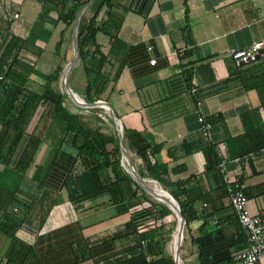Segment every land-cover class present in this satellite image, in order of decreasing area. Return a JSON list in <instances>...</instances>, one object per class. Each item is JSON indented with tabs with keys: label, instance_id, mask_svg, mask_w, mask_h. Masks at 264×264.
Returning a JSON list of instances; mask_svg holds the SVG:
<instances>
[{
	"label": "crops",
	"instance_id": "crops-1",
	"mask_svg": "<svg viewBox=\"0 0 264 264\" xmlns=\"http://www.w3.org/2000/svg\"><path fill=\"white\" fill-rule=\"evenodd\" d=\"M81 1L80 20L100 0ZM72 3L0 0V56L11 41L0 61L9 84L0 85V264H51V255L56 264L73 262L79 243L127 222L135 210L136 237L145 238V248L136 245L135 254L109 264H171L168 257L174 264H228L247 245L229 184H243L250 214L264 211V57L236 66L228 51L264 37V0H113L119 21L114 38L99 37L103 58H77L74 65L77 16L73 24L63 20ZM57 63L62 72L48 80ZM96 99L112 108L128 148L160 144L155 158L168 167L162 178L181 181L194 194L198 216L184 220L175 252L179 213L151 192L172 195L145 174L137 157L145 199L112 202L91 192L87 172L98 160L109 161L117 137L102 110L87 107ZM59 100L77 115L85 148L71 144L69 135L62 139ZM196 110L211 122L209 140ZM16 189L29 200L27 212L4 207ZM150 204L170 212L151 214ZM132 241L121 237L89 250L103 256ZM240 264H264V257Z\"/></svg>",
	"mask_w": 264,
	"mask_h": 264
},
{
	"label": "trees",
	"instance_id": "trees-1",
	"mask_svg": "<svg viewBox=\"0 0 264 264\" xmlns=\"http://www.w3.org/2000/svg\"><path fill=\"white\" fill-rule=\"evenodd\" d=\"M71 8L63 14V20L66 24H73L78 10L80 7L85 3V1L81 0H72ZM113 0H100L96 6L95 10L89 17H82L80 20L79 30H78V58L81 61H85L90 56L93 55H100L103 58L102 52V43L99 42L100 35H105L107 39L111 40L114 38V34L112 31L117 26V21H119L113 12L111 11ZM12 39V38H11ZM11 41L6 45L4 51L0 56V61L5 55L7 49L9 48ZM60 42H58L56 47V53H59ZM1 66V65H0ZM85 70L88 72V68L85 67ZM62 72V68L58 67V63L56 65L54 74L48 77V80L56 79L58 73ZM4 79L0 80V85L8 87L9 84L7 82V73H4ZM21 86V84L19 85ZM89 87V85L87 86ZM29 98L26 97V100ZM95 100L91 101L93 103ZM57 107V110H61L65 117V131L62 136V139L66 136H70V143L73 145H77V147L85 148L82 144L80 146L79 142L81 137V128L78 123V117L75 113H71L68 110L64 109L61 105V100L54 103ZM111 122L112 120L108 118ZM15 127V126H14ZM114 143L112 149L108 152L109 153V161L98 160V162L93 165L89 171L87 172V179L90 184L91 192L95 195H107L108 200L115 202H126L130 200H134L136 203V196H142L144 199L146 198L145 191L143 188L138 184L136 179L132 177L120 164L121 158V150L119 144L117 142V137H113ZM161 148L160 144L154 145L152 147H147L146 149H136L130 148L135 157L139 159V161L144 164L145 174L149 177L158 181V183L166 189L172 197L175 199L179 206V210L181 215L183 216L184 220L187 222L192 218L198 216L197 209L195 206V197L188 189L183 186L181 181H165L162 178V171L168 170L167 165L164 163L157 162L155 158V153H157ZM138 176L141 178V174L138 172ZM20 192L19 189L8 193L6 195L8 202L4 207H10L13 211L18 210V207H21V210L27 212L30 208L29 200L27 197H20L17 194ZM71 194V193H70ZM3 207V206H2ZM128 207V206H127ZM126 207V209H128ZM148 212L155 213L156 215H163L165 213L170 212L167 207H158L155 210L152 204H150V208ZM151 213V214H152ZM127 222L115 226L114 228L108 229L102 233L95 234L92 239H86L85 242H81V246L77 249V254L75 256V261L66 262L62 264H86L91 261V264H109L112 261L120 259L127 254L132 255L136 253V245L137 248H140L139 237L136 234L138 233V226L136 223V210ZM132 237L131 244H125L119 250L112 251L110 253H105L103 256L101 255H94L90 253L89 248H94L100 246L103 243L114 241L115 239L121 237ZM137 240V243H136ZM85 245V249H84ZM86 253V254H85ZM86 255V256H85ZM51 264H56V261L53 259L51 255L48 259ZM171 261V264H174L171 257H168V260ZM66 262V263H65Z\"/></svg>",
	"mask_w": 264,
	"mask_h": 264
},
{
	"label": "built area",
	"instance_id": "built-area-1",
	"mask_svg": "<svg viewBox=\"0 0 264 264\" xmlns=\"http://www.w3.org/2000/svg\"><path fill=\"white\" fill-rule=\"evenodd\" d=\"M18 14L19 13L17 12L14 14V16L17 17ZM185 50L186 47H183L180 50V55H183ZM228 52L236 66L256 61L259 57H264V37L262 39L255 40L250 45L242 48H229ZM3 79L4 75L0 67V80ZM191 90L196 93L195 86H191ZM196 103L197 105H199L201 103V100L197 99ZM86 105H93V107L103 106L105 112L113 122L115 132L118 137V144L121 150L120 164L132 177L136 179V163L134 162L135 155L130 148H125L123 146V127L119 122V119L114 115L112 108L106 101L101 99H96L93 103H89ZM196 111L197 120L199 122V127L202 135L205 139L209 140L211 135V122L206 120L204 115H202L198 110ZM236 159L237 158H235V160ZM226 163L227 159H222L219 164L220 168L224 171L223 174L225 177L228 173L226 172ZM243 187L244 186L240 181L236 179L232 181V183L229 184V201L235 211L237 221L246 235L247 245L241 251L232 254L228 264L254 263L261 257H264V211H260L259 213L254 215L249 213L247 208V195L244 192ZM175 234L173 235V241H171L174 252L177 250L179 244H177L176 242ZM181 239L182 236L180 238V241ZM139 245L142 250L145 248V238L139 239ZM145 259L149 260L150 257L145 256Z\"/></svg>",
	"mask_w": 264,
	"mask_h": 264
},
{
	"label": "water",
	"instance_id": "water-1",
	"mask_svg": "<svg viewBox=\"0 0 264 264\" xmlns=\"http://www.w3.org/2000/svg\"><path fill=\"white\" fill-rule=\"evenodd\" d=\"M83 8L81 9V12H82ZM80 17H81V14L79 13L78 16H77V20H76V25H75V32H74V59L71 63V65H74L77 58H78V50H77V45H78V30H79V22H80ZM70 70V66L69 68L67 69V71L65 72V79H67V72ZM67 91L70 93V95L73 96V94L71 93L69 87H67ZM75 99V97H74ZM75 101L78 103L77 99H75ZM165 200L167 199V197L165 196L164 197ZM167 201L170 203V205H172V207H175L179 213V216H180V233H181V236H182V227H183V223H184V219H183V216L181 215L180 213V210H179V206L177 205V203L175 202V200L173 199V197H170L169 199H167ZM180 244V242H179ZM179 244H178V247H179ZM177 247V248H178Z\"/></svg>",
	"mask_w": 264,
	"mask_h": 264
},
{
	"label": "rangeland",
	"instance_id": "rangeland-1",
	"mask_svg": "<svg viewBox=\"0 0 264 264\" xmlns=\"http://www.w3.org/2000/svg\"><path fill=\"white\" fill-rule=\"evenodd\" d=\"M68 83H70V80L68 79ZM79 105H81L82 107L85 105H83V104H80V103H78ZM87 107H92L93 108V105L92 106H87ZM95 108H99V109H101L102 110V112L101 111H99L98 113H104L105 114V117H107V118H109V116L107 115V113L105 112V109L103 108V106H94ZM94 109V108H93ZM112 123V122H111ZM118 138V137H117ZM69 140V139H68ZM124 142H126V141H124V139L122 140V143H123V146L125 147V148H127V146H126V144L124 143ZM132 157V156H131ZM137 172H138V170H137ZM140 177L136 174V181L138 182V181H140ZM139 183V182H138ZM150 186L152 187V188H154V187H158V186H156V185H154L152 182H150ZM150 187V188H151ZM151 188V189H152ZM159 188V187H158ZM149 189V188H148ZM152 194H153V192H151ZM154 195V194H153ZM155 196V195H154ZM157 196H155V197H153V198H155V199H157L156 198ZM161 198V197H160ZM164 201H166L167 202V199L165 200V198H162ZM159 200V199H158ZM162 200V201H163ZM97 205H94L93 207H96ZM174 234V233H173ZM171 241H173V239L171 240Z\"/></svg>",
	"mask_w": 264,
	"mask_h": 264
},
{
	"label": "bare ground",
	"instance_id": "bare-ground-1",
	"mask_svg": "<svg viewBox=\"0 0 264 264\" xmlns=\"http://www.w3.org/2000/svg\"><path fill=\"white\" fill-rule=\"evenodd\" d=\"M76 97V96H75ZM76 99L78 100V101H80V102H82V103H85L84 101H83V99H81V98H78V97H76ZM87 104H89V103H87ZM145 183V182H144ZM153 194L155 195V196H157V197H161V198H164L165 196L167 197V194L164 192V191H162V190H159V189H154V191H153ZM165 195V196H164ZM154 196V197H155ZM169 196V195H168ZM167 199H169V198H167ZM181 231H180V226L178 227V231L176 232V234H175V237H176V242H177V244L179 243V241H180V238H181V233H180Z\"/></svg>",
	"mask_w": 264,
	"mask_h": 264
}]
</instances>
